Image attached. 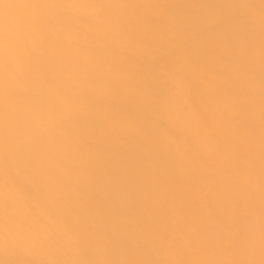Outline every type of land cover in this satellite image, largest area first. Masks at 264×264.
I'll return each mask as SVG.
<instances>
[{
  "label": "bare ground",
  "instance_id": "6f19581e",
  "mask_svg": "<svg viewBox=\"0 0 264 264\" xmlns=\"http://www.w3.org/2000/svg\"><path fill=\"white\" fill-rule=\"evenodd\" d=\"M0 264H264V0H0Z\"/></svg>",
  "mask_w": 264,
  "mask_h": 264
}]
</instances>
